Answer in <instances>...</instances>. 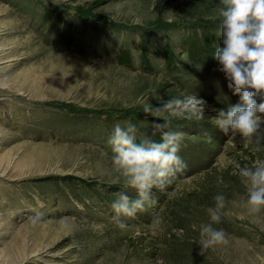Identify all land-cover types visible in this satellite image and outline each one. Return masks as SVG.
<instances>
[{"label":"rangeland","instance_id":"374dc122","mask_svg":"<svg viewBox=\"0 0 264 264\" xmlns=\"http://www.w3.org/2000/svg\"><path fill=\"white\" fill-rule=\"evenodd\" d=\"M219 7L0 0V264H264V231L240 205L238 175L264 159V138L249 144L215 125L218 110L239 101L214 58ZM186 95L206 101L203 119L161 115L184 134L187 167L118 226L111 204L136 190L114 170V126L134 125L138 142L159 140L151 125L164 120L144 104ZM221 193L227 203L213 227L228 243L201 255L193 241Z\"/></svg>","mask_w":264,"mask_h":264},{"label":"clouds","instance_id":"9594fccd","mask_svg":"<svg viewBox=\"0 0 264 264\" xmlns=\"http://www.w3.org/2000/svg\"><path fill=\"white\" fill-rule=\"evenodd\" d=\"M220 4L218 35L223 39L216 47L214 58L239 101L230 104L226 110H218L215 125L225 135L238 134L246 143L259 144L264 138L260 134L264 128V0H220ZM205 106L206 101L196 95L169 98L159 107L145 103V115L164 120L163 123L153 121L151 125L153 136L160 134L159 140L145 135L138 142L134 125L114 126L108 139L114 153V170L125 178V187L136 190V198L120 192L111 204L118 226H124L121 216L131 218L154 205L153 188L163 190L187 167L179 155L184 134L172 131L171 122L161 113L200 120L204 118ZM238 175L246 187L240 205L252 217V222L264 231V216H261L264 212V159H256L250 167H238ZM222 183L219 179L218 184ZM226 203L225 196L217 194L214 206L206 210L210 222L200 225L199 239L193 241L199 246L201 255L216 245L228 243L224 229L213 227L221 222ZM39 215L35 219H39ZM192 227L196 228L195 225Z\"/></svg>","mask_w":264,"mask_h":264}]
</instances>
